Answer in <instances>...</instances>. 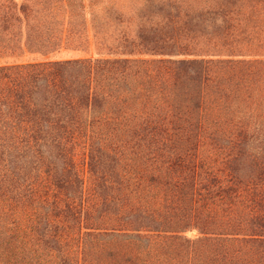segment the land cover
<instances>
[{
  "label": "trees",
  "instance_id": "obj_1",
  "mask_svg": "<svg viewBox=\"0 0 264 264\" xmlns=\"http://www.w3.org/2000/svg\"><path fill=\"white\" fill-rule=\"evenodd\" d=\"M0 264H264V0H0Z\"/></svg>",
  "mask_w": 264,
  "mask_h": 264
},
{
  "label": "rangeland",
  "instance_id": "obj_2",
  "mask_svg": "<svg viewBox=\"0 0 264 264\" xmlns=\"http://www.w3.org/2000/svg\"><path fill=\"white\" fill-rule=\"evenodd\" d=\"M18 1H21V0H18ZM70 56H76L75 53L73 52H69V51H61L59 53H54L52 55H49L48 58H51V59H56V58H66V57H70ZM26 58L28 59H32V58H35V56H26ZM191 236H195L196 233L193 232V233H190Z\"/></svg>",
  "mask_w": 264,
  "mask_h": 264
}]
</instances>
